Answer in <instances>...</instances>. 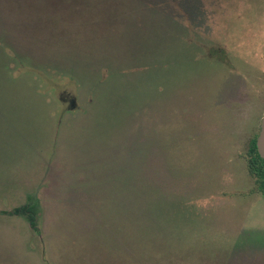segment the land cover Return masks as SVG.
I'll use <instances>...</instances> for the list:
<instances>
[{"label": "rangeland", "instance_id": "1", "mask_svg": "<svg viewBox=\"0 0 264 264\" xmlns=\"http://www.w3.org/2000/svg\"><path fill=\"white\" fill-rule=\"evenodd\" d=\"M263 115L264 0H0V264H264Z\"/></svg>", "mask_w": 264, "mask_h": 264}, {"label": "trees", "instance_id": "2", "mask_svg": "<svg viewBox=\"0 0 264 264\" xmlns=\"http://www.w3.org/2000/svg\"><path fill=\"white\" fill-rule=\"evenodd\" d=\"M257 133L248 140V145L246 151L241 156L243 157L245 163V169L248 175L254 180L257 191L264 196V160L259 156L256 145ZM16 211L24 214L29 220L30 225L33 226L35 211L34 204H26Z\"/></svg>", "mask_w": 264, "mask_h": 264}, {"label": "water", "instance_id": "3", "mask_svg": "<svg viewBox=\"0 0 264 264\" xmlns=\"http://www.w3.org/2000/svg\"><path fill=\"white\" fill-rule=\"evenodd\" d=\"M255 145L259 156L264 160V115L259 124Z\"/></svg>", "mask_w": 264, "mask_h": 264}]
</instances>
